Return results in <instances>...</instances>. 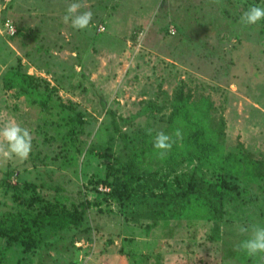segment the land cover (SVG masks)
<instances>
[{
	"label": "rangeland",
	"instance_id": "rangeland-1",
	"mask_svg": "<svg viewBox=\"0 0 264 264\" xmlns=\"http://www.w3.org/2000/svg\"><path fill=\"white\" fill-rule=\"evenodd\" d=\"M73 2L82 3L80 12L93 13L83 31L62 23ZM241 8L242 3L226 0H0V127L15 122L32 137L28 159L0 158V209L19 205L13 192L29 193L17 183L40 184L55 169V181L76 194L82 188L89 202L82 226L64 231L34 254L21 253L18 243L0 237V264H264L233 250L248 235L239 226H264V180L241 183L245 199L231 203L226 218L191 224L171 218L152 234L135 235V245L126 244L125 251L118 232L129 235V230L116 214L118 200H106L100 192L111 189L101 181L112 178L108 165L126 159L119 138H109L113 117L129 133L139 126L165 132L169 124L160 118L170 113L179 88L191 91L193 99L210 96L214 121H225L226 147L243 143L252 158L263 161L264 170V33L241 28L236 19ZM18 26L27 31L16 36ZM18 65L46 78L58 89L53 97L85 114L80 140L87 145L77 171L57 168L51 158L59 140L45 136L43 125L57 116L19 88L5 87L6 71ZM149 101L163 107L154 112L157 117L139 115ZM90 145L105 155L90 152ZM156 166L170 164L159 160ZM174 167H196L207 178L217 177L212 168L183 156Z\"/></svg>",
	"mask_w": 264,
	"mask_h": 264
},
{
	"label": "trees",
	"instance_id": "trees-1",
	"mask_svg": "<svg viewBox=\"0 0 264 264\" xmlns=\"http://www.w3.org/2000/svg\"><path fill=\"white\" fill-rule=\"evenodd\" d=\"M226 1L229 5L231 2L242 3L241 10L236 13L237 20L250 5H264L258 0ZM250 27L258 28L264 33V20ZM26 31L25 27L18 26L14 34L18 36ZM3 79L5 87L19 88L42 109L57 116L50 121L46 120L43 125L45 136L50 135L52 139L59 140V151L51 158L57 168L77 171L81 154L87 145V141L80 140L86 122L85 114L76 110L73 103L59 102L52 96L58 94L55 85H51L44 77L23 71L20 65L8 69ZM193 96L191 91L177 89L170 103V113L163 114L160 118L169 124L164 133L171 136L176 129H180L182 133V138L176 139L172 149L163 157L153 148L152 139L157 133L155 129L139 126L129 133L121 129L114 117L110 121L112 134L109 138H119L123 143L121 145L126 152V159L117 165H108V174L112 178L101 181L110 185L111 189L100 192L102 197L106 196V200H109L108 197L118 200L121 210L116 208V214L124 217L125 229L129 230V235L118 232V238L124 245L121 251H125L128 243L135 245V235H143L145 231H151L152 234L158 226L171 218H184L189 223L226 218L230 212L229 205L238 199H245L240 184L253 185L264 180L263 161L252 158L243 143L226 147L225 121L223 118L217 123L214 121V103L211 97L202 95L193 99ZM162 109L158 102L149 101L139 115L157 117L154 112H161ZM149 129L151 135L148 134ZM51 130L53 134L50 133ZM105 148H109V145ZM87 149L98 155H105L95 150L93 145ZM182 156L193 159L197 165L212 168L217 173L216 179L207 178L196 167L191 171L174 167ZM159 160L170 164L167 166L169 171L162 173L164 168L157 169ZM54 172H49V179H44L40 184L28 180L17 183L29 193L24 195L22 192H13L19 205L0 209V237L7 242L18 243L21 253L34 254L51 244L53 238L55 241L63 237L64 231L82 226L87 217L89 202L84 190H79L77 194L81 195L78 198L60 180H54ZM101 181L97 180V183ZM90 183H93L92 179ZM16 185L11 184L9 187ZM125 206H131L132 209L124 213ZM233 250L237 251L236 248ZM132 253L135 257L136 253ZM127 254L130 257L131 253Z\"/></svg>",
	"mask_w": 264,
	"mask_h": 264
},
{
	"label": "clouds",
	"instance_id": "clouds-1",
	"mask_svg": "<svg viewBox=\"0 0 264 264\" xmlns=\"http://www.w3.org/2000/svg\"><path fill=\"white\" fill-rule=\"evenodd\" d=\"M219 3V0H213ZM82 3H70L65 14L62 16V23L70 25L77 31L87 29L92 22L93 13L89 11L80 12ZM264 20V6L252 4L239 17L238 23L241 28L255 26ZM151 135V130H148ZM173 136L175 139H173ZM182 138L180 129H176L170 136L164 132H157L153 141V148L158 151L161 157L165 156L172 149L176 139ZM31 133L27 128L21 127L18 123L9 122L0 127V158L5 160L18 159L26 160L32 148ZM241 234L247 233V238L242 240L237 246V251H242L250 258H259L264 261V226L250 225L239 226Z\"/></svg>",
	"mask_w": 264,
	"mask_h": 264
},
{
	"label": "built area",
	"instance_id": "built-area-1",
	"mask_svg": "<svg viewBox=\"0 0 264 264\" xmlns=\"http://www.w3.org/2000/svg\"><path fill=\"white\" fill-rule=\"evenodd\" d=\"M8 22H9V21H8ZM8 27H9L10 29H13V28H14V27H13V24L10 23V22L8 23ZM104 28H105V27H104L103 25H100L99 30L102 31V30H104Z\"/></svg>",
	"mask_w": 264,
	"mask_h": 264
}]
</instances>
